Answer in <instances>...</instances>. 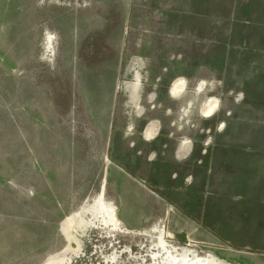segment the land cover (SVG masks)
Wrapping results in <instances>:
<instances>
[{
  "label": "rangeland",
  "instance_id": "obj_1",
  "mask_svg": "<svg viewBox=\"0 0 264 264\" xmlns=\"http://www.w3.org/2000/svg\"><path fill=\"white\" fill-rule=\"evenodd\" d=\"M181 256L264 264V0H0V264Z\"/></svg>",
  "mask_w": 264,
  "mask_h": 264
},
{
  "label": "bare ground",
  "instance_id": "obj_2",
  "mask_svg": "<svg viewBox=\"0 0 264 264\" xmlns=\"http://www.w3.org/2000/svg\"><path fill=\"white\" fill-rule=\"evenodd\" d=\"M50 41V39H49ZM51 42V41H50ZM179 82L181 83H185L184 79H180ZM179 82H177L176 86L174 87V90L177 89V86L179 85ZM178 90V89H177ZM187 91V90H186ZM185 93V92H184ZM182 95V94H181ZM216 109V103L213 102L211 104H209V108L208 109H202L203 113L205 116H208L210 117L214 111ZM152 132V131H151ZM147 133V132H146ZM184 148V147H183ZM184 150V149H183ZM186 152V151H185ZM183 154V153H182ZM99 199H100V204H101V207H100V211H101V218L103 220H106L105 218H111L112 215L114 214V205L111 204V203H107L105 202V199L104 197L102 196V194L99 196ZM100 219V218H99ZM110 223V221L108 222ZM111 224V223H110ZM115 224V223H114ZM106 225V224H105ZM107 226V225H106ZM112 228V227H111ZM115 228V227H114ZM197 262H195L194 260H189L187 257L185 256H181L180 259H175V263H178V264H186L187 260L188 262H192V264H223L222 261H219L217 260L214 256L212 257H208V258H197ZM63 259H59L58 261H56L55 263L59 262V261H62ZM43 264H52V262H50V260L44 262Z\"/></svg>",
  "mask_w": 264,
  "mask_h": 264
},
{
  "label": "flooded vegetation",
  "instance_id": "obj_3",
  "mask_svg": "<svg viewBox=\"0 0 264 264\" xmlns=\"http://www.w3.org/2000/svg\"><path fill=\"white\" fill-rule=\"evenodd\" d=\"M177 82H179V80L177 81ZM177 82L174 84V86H173V89H172V91H173V94L175 95V96H181V94H183V92H185L184 90H185V88H186V83H180L179 82V85L177 86V89L176 90H174V87L176 86V84H177ZM213 102H215L216 103V109H215V111H214V113L212 114V115H214V114H216V112L218 111V109H219V106H218V100L217 99H215V98H209V100L208 101H206L205 103H203L201 106V111H203L204 109L206 110V109H208L209 108V104H211V103H213ZM203 109V110H202ZM203 113V112H202ZM204 114V113H203ZM211 115V116H212ZM206 117H208V116H206ZM102 194V196L104 197V195H103V192L101 193ZM115 210H116V208H114V214L112 215V217L109 219V218H105L106 220H103V222L104 223H107V224H113L114 222H115ZM110 221V223H108Z\"/></svg>",
  "mask_w": 264,
  "mask_h": 264
}]
</instances>
